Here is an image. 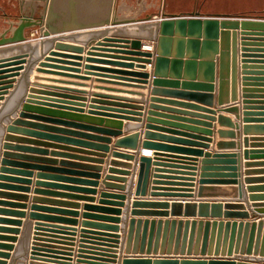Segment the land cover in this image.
<instances>
[{
    "label": "crops",
    "instance_id": "0c3cea01",
    "mask_svg": "<svg viewBox=\"0 0 264 264\" xmlns=\"http://www.w3.org/2000/svg\"><path fill=\"white\" fill-rule=\"evenodd\" d=\"M47 1L49 5L55 2L56 10L62 13V16L56 18L57 25L61 22L88 24L106 16L111 19L119 16L129 22L83 27L49 35H44L45 27L36 26L26 30L25 41L0 46V77H3L0 83L13 80L8 89H2L6 85H0V264L3 260L9 264L24 221L31 218L32 212L54 217V220H40L43 224L76 230L74 236L40 231L43 234L40 235L42 240L52 241L39 242L54 247L50 248L53 252L38 251L37 264H77L82 230L117 236L111 237L114 242L95 241L106 245L84 243L86 246L100 248L84 249L94 252L83 253L85 256L112 261L84 259L88 262L239 264L240 259L264 262V254L255 253L254 250L248 252L252 234L256 244L259 232V225L253 232V223L264 220V215L253 218L245 200L215 198L244 197L241 154L243 133V173L250 207L253 211L264 214V205L255 206L264 204V199L253 200L250 197L252 194L264 195V35H260L264 31L248 30V33L255 35H244L242 28L237 29L236 78L233 87V29L222 30L220 52L226 53L224 84L221 90L219 53L212 91L184 84L210 83L199 80L200 66L197 67L194 79H188L185 75V63L179 76H172L170 65L161 80L179 83L162 82L155 85V53L151 57L152 62H145L141 60L147 57L128 51L134 49L118 47L124 43L97 45L112 35L140 37L146 44L149 42L147 37L156 34V23L165 13L264 16V0H74L75 10L70 9V0H19L18 4L32 5V11L28 15L39 17L44 12ZM10 2L13 1L4 0V3ZM36 11H39V16ZM18 17L0 16V34L9 27L11 20L16 21ZM56 42L65 43L68 47L57 49ZM71 46L83 49L79 51ZM141 50L154 52V48L148 46H142ZM52 52L56 55H51ZM24 54V59L12 60ZM184 54L187 55V49ZM46 58L50 60L46 61ZM22 60L26 61L20 63ZM41 62H48L52 67H41ZM38 67L48 71L36 72ZM31 87H35L36 92L31 93ZM95 93L111 96L108 99L110 101H107L110 104L94 102L95 98H99L95 97ZM29 94L33 96L31 102L26 101ZM205 94H212V98ZM239 101L242 128L236 117L219 110V107ZM26 106L27 114L21 117L20 113ZM15 121L17 123L14 124ZM9 125L14 126L12 132L7 130ZM98 126L119 130L120 134H103L96 129ZM8 134L11 136L10 140H6ZM132 134H138L134 148L129 143L117 145L119 139ZM146 134L148 139H145ZM101 136H104V140ZM146 140L163 147L146 148ZM4 144H8L9 149H5ZM5 150L13 156L6 164H2ZM116 151L133 153L136 157L127 159L115 156ZM156 152L180 157L161 156L180 161L177 164L184 168L164 167L153 163L148 191L145 195L137 196L138 158L144 155L156 160ZM108 175L125 178V182L108 181ZM234 179L237 183L232 182ZM155 180L182 185L154 184ZM107 182H112L114 186L123 185L124 190L108 188ZM154 186L172 189L157 190L172 195L152 196ZM247 186H252L255 190L249 191ZM104 192L108 193L103 195ZM119 194H124V197ZM136 198L162 202L164 205L143 202L133 207L132 202ZM173 202L181 204V209L174 208ZM206 202L208 207L200 206ZM188 203L195 206L187 207ZM213 203H221L222 207H214ZM237 203L245 204L246 209L232 207L231 204ZM226 204L230 206L226 207ZM34 206L37 209H33ZM134 210L136 214H133ZM242 211H248L250 217L239 218ZM159 212L167 215L150 214ZM174 212L177 214L172 215ZM86 214L92 216L86 217ZM98 216H113L119 220L107 221ZM131 218L141 219L143 222L138 244L135 246L134 236L128 247ZM146 219L157 221L150 247L151 222L148 224L144 246L142 244ZM174 219L176 226L172 246L169 248ZM32 220L27 264H30L35 223L38 221ZM159 220H163V223L156 247ZM166 220H170V223L163 245ZM222 220L224 223L221 225ZM239 220L250 222V226L247 228L245 223L240 232L239 223L234 227V222ZM115 226L118 227L117 231L114 230ZM42 228L72 232L50 226ZM134 228L136 233L138 222ZM179 228V244L176 248ZM239 233L241 246L236 249ZM13 237L17 239L12 241ZM245 237L246 246L242 252ZM263 237L264 225L260 233L261 245ZM10 245L13 246L12 249L8 248ZM40 248L46 250V247ZM69 248L73 251H69ZM70 252L72 256L65 255ZM6 253L10 257L5 258L3 255ZM68 258L71 260H67Z\"/></svg>",
    "mask_w": 264,
    "mask_h": 264
},
{
    "label": "water",
    "instance_id": "95a60500",
    "mask_svg": "<svg viewBox=\"0 0 264 264\" xmlns=\"http://www.w3.org/2000/svg\"><path fill=\"white\" fill-rule=\"evenodd\" d=\"M56 4L49 5L48 1L47 4L44 6V12L41 14V16L37 17L34 16V14H24L22 16H19L18 19L11 20L9 27L6 28L4 32L0 34V46L7 45V44H12V43H17V42H22L27 39L26 37V30L30 28H34L36 26L40 27H45L46 32L44 35H49L50 33H57L61 31H68V30H74V29H79L83 27H92V26H104V25H119V24H124L128 23L129 20H123L122 18H119V16H116L115 18H109V16H106V18H103L102 20H99L97 22H91L88 24H72V23H66V22H61L60 25L56 24V18L58 19L59 16H62V13H58L59 11L56 10ZM70 9L75 10L74 6V0H70ZM58 16V17H57ZM157 25V32L155 35H150L148 36L149 42L144 44L142 41V38L140 37H135V36H121V35H112L110 37H106L101 42H98L97 45H111L112 43H124L122 46L118 47H124L126 49H134V50H128V51H135L136 55H141L145 56L147 58H144L145 62H152V56L155 53V70H154V84L157 85L158 83L162 82H168L161 80V77H165L166 73L169 70V67L171 65V74L172 76H179L183 67V64L185 63L186 70H185V75L188 77V79H194L196 76V70L197 67L200 66L201 71L199 73V80L200 81H210V83L207 82H184L185 85H190L196 88H203L205 91H212L214 89V84L213 81L215 80V75H216V59L217 55L221 53V60H220V76H221V81H220V89L222 90L223 87V71L225 68V62H224V56H225V51L220 52V38L222 37V30H230L233 29L232 32V79H233V87H235V78H236V40L238 36L237 29L242 28L243 29V34L244 35H255L253 33H248V30H259V31H264V16H259V17H246V16H240V17H235V16H230V15H225V16H203L200 12H193L191 14L183 15V14H164L162 18H160V21L156 23ZM258 35V34H256ZM264 35V34H260ZM247 39V38H244ZM56 48H64L68 47L67 44L62 43V42H56ZM142 46H148V47H153L154 52L151 50H146L142 51L141 47ZM70 47V46H69ZM75 49H78L79 51H82V47L78 46H71ZM187 49V55H185V50ZM51 55H56L55 52H52ZM26 57V54L16 57L12 60L15 59H24ZM50 60V58H46V61ZM9 61V60H6ZM26 60H22L20 63H23ZM41 67L45 66H50L48 62H41L40 63ZM38 67L36 69V72H47L48 70H45L44 68ZM54 67V66H53ZM61 69H64V67H58ZM18 74V73H17ZM15 74V75H17ZM147 75H145L146 77ZM9 77V76H7ZM37 77V76H36ZM6 78V77H4ZM180 78V77H177ZM0 79H3V77H0ZM13 80H8V81H3L0 83V85H6L2 89H8L9 87L12 86ZM168 83H175L178 84L179 82L177 81H169ZM30 92L34 93L36 92L35 87L30 88ZM95 98L93 101L94 102H100V103H106L110 104L107 101H110L108 99H111L109 95L107 94H100V93H95L94 94ZM208 98H212V94H205ZM33 99L32 94L28 95V98L26 99L27 102H31ZM118 100H122L120 98H114ZM128 101V103H131L133 101L131 100H124ZM115 105H120V104H115ZM123 105V104H121ZM128 107H131L130 105H127ZM28 106L22 110L20 113L21 117H25L27 114V109ZM220 111L232 114L234 117H236L241 124L242 128V119H241V104L239 102L231 103L222 107H219ZM20 121V120H17ZM17 121L14 122L17 123ZM14 129L13 125H9L7 130L9 132H12ZM99 131L104 133L111 132V133H117V135L120 134L119 130H109L107 128H101V127H96ZM148 134H146L145 139H148ZM11 136L8 134L6 135V140H10ZM138 138V134H132L129 136H125L117 141V145L120 143H129L132 145L134 148L136 145V140ZM101 139L104 140V136H101ZM144 145L146 148L150 149H162L161 144H157L154 142H150L146 140L144 142ZM5 149H9L8 144H4ZM242 181H243V187H244V197L243 198H235V197H215L217 199H231V200H245L247 202V205L251 211V214L253 218H257L259 216H263L264 214H259L255 211H253L250 207V202L248 199L247 195V190L246 186L244 183V173H243V133H242ZM115 156H123L127 159H133L136 157L135 154L133 153H124L116 151L114 153ZM156 160H153L152 157L149 156H140L138 158L139 162V173H138V181H137V186H136V195H145L148 191L149 187V179H150V168L151 165L154 163L156 165L164 166V167H175V168H184L182 166H179L177 163H181L180 161L177 160H171L169 158H163L161 156L165 157H174V158H180L176 156H169V155H163L159 154L156 152ZM4 158L2 159V164H6L8 162V159L11 158L13 155L8 151L5 150L3 152ZM113 171V169H111ZM158 171H164V170H158ZM166 172H171V173H180L177 171H166ZM155 177L163 178L164 176L160 175H155ZM167 178H173V179H178L175 177H167ZM108 181H117L124 183L125 178L118 177V176H113V175H108L106 177ZM203 183V181H201ZM233 183H237V180L234 179L232 180ZM154 184H167V185H182L178 183H164V182H159V180H155ZM107 187L108 188H113L117 190H124L123 185H117L114 186L112 182H107ZM152 189L154 191L152 192V196H161V195H172L167 192H158L157 190H172L168 188H160L154 186ZM247 189L249 191L255 190L254 187L252 186H247ZM108 192H104L103 195H106ZM121 197H124V194H119ZM253 200H258V199H264V195H257V194H252L250 196ZM161 203L162 202H152V201H142L139 198H136L133 202L132 205L133 207H137L140 203ZM167 204V202H163ZM233 205L232 207H237L239 209H246V205L243 203H237V204H231ZM259 205H264V204H255V206ZM172 206L177 209H181V204L178 202H173ZM187 207H193L195 204L188 203L186 205ZM201 207L206 206L208 207L207 202L206 203H201ZM214 207H222L221 203H213ZM226 207H229L230 204H226ZM33 209H37L35 206ZM137 212H133V214H136ZM153 215H162L167 213H150ZM177 213H172V215H176ZM86 217L92 216L91 214H86ZM101 219L107 220V221H115L118 222L119 218H115L113 216H98ZM239 218L241 219H248L250 217V214L248 211H242L238 215ZM32 219L38 220L35 223V233L33 237V242H32V252L30 256V264H37L36 263V255H38V251H48V252H53L50 250V248L54 247L51 246L50 244H41L39 241H52V240H42L40 238V235H43L40 231H50L52 233H64L67 235H75L76 231L75 229H70V228H63V227H58V226H51V225H46L43 224L42 222H39L40 220H54V217L50 216H45L43 214H39L37 212H32L31 214ZM31 218H26L18 239V242L16 244L15 250L13 252V255L11 257V260L9 264H27L28 262V254H29V247H30V240H31V232H32V225H33V220ZM48 220V221H49ZM138 222V228L135 233V228L134 225L135 223ZM141 219H136V218H131L130 220V229L128 232V240L127 244L128 247L132 244L133 238L135 236V246L138 244L139 237L141 235V224H142ZM151 222V232H150V240H149V247L152 246V238L154 235V228L156 224L155 219H146L145 220V227L143 230V238H142V244L144 246V242L146 240V234L148 231V224ZM163 223V220H159V226H158V232H157V238H156V247L158 246V242L160 239V232H161V225ZM170 223V220L165 221V230H164V237H163V245L165 244L166 241V236L168 234V224ZM180 225L182 224V221L180 220ZM195 223V222H194ZM224 223L222 220L221 225ZM239 223L240 227V232L242 230V227L245 225L248 228L250 226V222H245L244 220H239L238 222H234V227ZM188 224V222H187ZM259 225V232H258V237L256 244L253 241V234L250 238L249 245H248V252L250 253L251 251H255V253L260 252L261 254H264V237H263V242L262 245L261 240H260V233L262 231V226L264 225V220L261 219L259 220L258 223H253V232L256 226ZM42 226H50V227H55L57 229H68L69 231H72L71 233L65 232V231H57V230H47L43 229ZM107 227H112L109 225H105ZM175 226H176V220H172V228H171V234H170V240H169V248L172 246V241L174 237V231H175ZM115 231L118 230V227H114ZM18 230H16V233ZM49 237H56V236H49ZM82 239L80 242V249L78 250V259H77V264H82V263H90V264H104V263H94V262H88L85 261L84 259H98L99 261H106V262H112L107 259H102V258H94L90 256H85L83 253H94V252H88L84 249L89 248V249H100L94 246H86L84 243H92L95 245H106L104 242L99 243L95 241H109V242H114L112 240L113 238L111 237H117L116 235H109V234H104V233H98V232H91L88 230H82L81 231V236ZM179 237H180V228L178 231V238L176 242V248L178 247L179 244ZM17 238L13 237L11 240L15 241ZM90 239V240H88ZM73 241V239H71ZM185 240L184 239V244L185 245ZM241 233H239V237L237 240V245L236 249H240L241 246ZM254 243V244H253ZM233 244V240L231 242V247ZM73 245V244H70ZM261 245V248H260ZM246 246V237L244 238L243 241V246H242V252L244 251ZM255 246V247H254ZM12 245L8 246L9 249H12ZM40 247H46V250H42ZM69 251H73L72 248L68 249ZM103 251H110V250H104ZM57 253V252H56ZM97 254V253H95ZM72 256V252L65 254ZM100 255V254H98ZM102 255V254H101ZM5 258L10 257V254L6 253L3 255ZM50 257H55V256H50ZM109 257V256H108ZM65 259V258H61ZM67 260H71V258H68ZM127 263V261L125 260ZM1 264H8L6 260H3ZM239 264H264V262L261 261H252V260H239Z\"/></svg>",
    "mask_w": 264,
    "mask_h": 264
},
{
    "label": "rangeland",
    "instance_id": "374dc122",
    "mask_svg": "<svg viewBox=\"0 0 264 264\" xmlns=\"http://www.w3.org/2000/svg\"><path fill=\"white\" fill-rule=\"evenodd\" d=\"M13 2L7 4L4 0H0V16H22L29 14L32 11V5L18 4L19 0H12ZM39 16V11H36Z\"/></svg>",
    "mask_w": 264,
    "mask_h": 264
}]
</instances>
